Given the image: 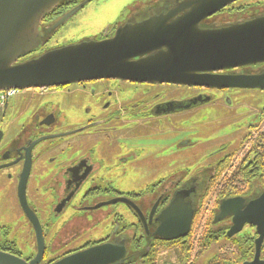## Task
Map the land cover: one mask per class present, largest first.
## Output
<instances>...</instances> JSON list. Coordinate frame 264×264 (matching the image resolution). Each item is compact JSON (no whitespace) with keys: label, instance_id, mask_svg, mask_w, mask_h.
<instances>
[{"label":"flooded vegetation","instance_id":"flooded-vegetation-1","mask_svg":"<svg viewBox=\"0 0 264 264\" xmlns=\"http://www.w3.org/2000/svg\"><path fill=\"white\" fill-rule=\"evenodd\" d=\"M80 2L74 0L54 11L43 21V28L48 29ZM254 6H264V2H237L218 14L222 19L237 13L242 17L246 9ZM117 24L98 38L110 37ZM226 73L258 76L264 73V64L223 72ZM165 86L182 88L184 97L175 99L161 93L159 90ZM228 94L238 103L236 112L247 110L244 116L248 117L235 149L229 152L226 146L220 148L215 153L219 158L191 177L182 171L142 192L120 189L130 181L129 170L137 175L141 169L153 171L164 165L160 160L163 154L173 156V138L165 132L157 135L159 126L164 129V124L175 118L181 122L179 118L191 110H202L214 101L227 103ZM229 102L233 103L231 99ZM157 136H163L159 142L162 147L157 144ZM154 143L163 149L151 150ZM195 144L185 133L176 148L182 154L178 155L179 164L186 155L190 157L187 149ZM245 171L249 172L247 178L239 179L236 195L229 198L249 197L264 188L263 89L104 79L3 92L0 251L32 262L42 249L39 264H54L70 255L111 244L125 249L124 258L111 264H197L192 256L196 247L200 249L209 221L202 225L203 214L213 217L218 203L226 199L220 198V192L227 181ZM184 193L188 195H180ZM178 195L192 205L193 224L187 237L167 242L155 236L158 220ZM230 224V220L222 221L212 229L227 232ZM199 225L201 232L197 235ZM246 229H250L252 239L254 229Z\"/></svg>","mask_w":264,"mask_h":264},{"label":"water","instance_id":"water-1","mask_svg":"<svg viewBox=\"0 0 264 264\" xmlns=\"http://www.w3.org/2000/svg\"><path fill=\"white\" fill-rule=\"evenodd\" d=\"M72 1L0 0V93L104 79L264 90V73L223 74L264 64V12L236 20L216 17L241 0H142L118 22L110 37L43 50L93 0H81L48 29L43 28L50 14ZM180 195L158 220L155 236L167 242L187 237L192 228L194 210ZM226 220L231 222L228 238L247 227L255 231L253 259L242 264H264V189L249 197L221 200L213 224ZM42 255L40 249L35 260L26 262L0 251V264H39ZM124 256L125 249L108 244L54 264H111Z\"/></svg>","mask_w":264,"mask_h":264},{"label":"rangeland","instance_id":"rangeland-1","mask_svg":"<svg viewBox=\"0 0 264 264\" xmlns=\"http://www.w3.org/2000/svg\"><path fill=\"white\" fill-rule=\"evenodd\" d=\"M141 1L142 0H93L61 28L51 38L43 50H50L75 44L86 39L99 37L109 27L115 25L124 16H127L130 9ZM259 2H264V0H241L238 4H255ZM41 53L38 52L36 55ZM165 87L166 88H161L159 91L168 94V96L171 94L169 96L170 98L181 99L184 97L182 94L183 91H181L182 88ZM230 99L233 103L229 105ZM226 102L227 103H223V101L219 100L216 102L214 101L202 110H191L183 118H179L181 122L175 118V120L168 122L167 125L164 124V129L159 126L157 135H161L162 132H165L168 133L170 136L169 138H173V144H175V146L170 148V152L173 156H170V154H163L160 160L164 165L157 166L153 171H142L141 169L137 175L129 170L127 180L130 181H128L127 184H122L121 187L120 183V189L126 193L142 192L149 186L167 180L182 171L188 172L189 177H191L207 168L211 162L216 161L219 156L215 153L220 148L226 146L227 149L225 151L229 152L235 149L240 143L246 126L248 125V117L244 116L247 110L240 109L237 113L235 107L238 103L230 94H228ZM185 133L190 135V138L197 144H195V147L187 149L191 151L190 157L186 155V160H184V156V162L179 164L180 161H178V159L181 158L182 154H179L176 148L178 142ZM162 139L163 136H157L156 139L157 144L161 147L162 145L159 142ZM157 144H155L154 148L151 150L161 151L163 149ZM146 149L149 151L147 147ZM178 155L181 156L178 157ZM209 210L210 208L206 209V211ZM206 220H210V214H206L205 212V214H203V220L201 221L202 225L203 221ZM200 228L201 226L199 225L195 231L197 235L201 232L199 230ZM244 231H248L251 234L250 229H245ZM232 243L220 239L218 243L212 245L204 253H200V249L196 247L192 259H197V264H206L217 257L221 261L230 264L232 260H239L242 256L240 248ZM197 253L200 254L198 257Z\"/></svg>","mask_w":264,"mask_h":264},{"label":"trees","instance_id":"trees-1","mask_svg":"<svg viewBox=\"0 0 264 264\" xmlns=\"http://www.w3.org/2000/svg\"><path fill=\"white\" fill-rule=\"evenodd\" d=\"M246 16L252 15V14H257L260 12H264V6H254L251 7L249 9H246L245 11ZM217 18L222 19V16H219V14L216 16ZM240 13L235 14H229L228 17H224V18H228L225 20H236L238 18H240ZM245 17V16H242ZM248 171H245L243 173H241L240 175H238L237 173L234 174L225 184V186L223 187V189L220 192V198H229L232 197L234 195H236V184L239 183V179H245L248 176ZM216 183V181H214ZM264 189V188H262ZM219 204V203H218ZM217 204V205H218ZM216 205V206H217ZM213 218H214V214L213 217L208 221V225L206 228V232L204 235V238L201 242V246H200V253H204L206 250H208L212 245L218 243L220 241V239H224L227 240L229 242H233L232 244H235L238 248H240V251L242 253V256L239 260H232V264H242L245 261H251L253 259L254 256V250L255 247L253 245V238L256 237V235L254 234V236L251 238V235L249 232L244 231L243 233H241L240 235H237L233 238H228L227 237V232L225 230L224 231H216L212 229L213 227ZM248 235H247V234ZM238 237V238H237ZM248 242H250L248 244ZM200 254H198L199 256ZM197 256V257H198ZM262 258L264 259V253L262 254ZM229 264L226 263L225 261H221L220 259H218L217 257L214 258L212 261H209L208 264ZM230 263V264H231Z\"/></svg>","mask_w":264,"mask_h":264},{"label":"built area","instance_id":"built-area-1","mask_svg":"<svg viewBox=\"0 0 264 264\" xmlns=\"http://www.w3.org/2000/svg\"><path fill=\"white\" fill-rule=\"evenodd\" d=\"M12 92V91H11Z\"/></svg>","mask_w":264,"mask_h":264}]
</instances>
